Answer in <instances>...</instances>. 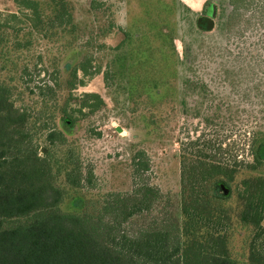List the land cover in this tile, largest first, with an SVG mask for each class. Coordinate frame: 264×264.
<instances>
[{
  "label": "rangeland",
  "instance_id": "rangeland-1",
  "mask_svg": "<svg viewBox=\"0 0 264 264\" xmlns=\"http://www.w3.org/2000/svg\"><path fill=\"white\" fill-rule=\"evenodd\" d=\"M19 1L0 0V84L15 109L41 119L31 133L39 156L55 158L66 148L46 140L54 128L73 147L83 175L91 173L81 188H64L60 210L94 212L104 196L147 185L178 216L180 155L202 139L209 156L243 163L233 195L220 206L230 217L229 255L249 264L252 230L238 220L237 194L244 180L264 177V165L249 168L247 146L253 133L264 138V0H241L236 11L227 0H106L101 10L90 0H29L38 5L37 26ZM58 6L67 7L74 31L52 23ZM111 21L114 28L103 34ZM84 61L92 74L78 70L82 83L69 90L72 69ZM187 79L201 85H185ZM86 94L101 101L93 113L83 107ZM64 109L72 126L61 120ZM137 152L146 170L135 168Z\"/></svg>",
  "mask_w": 264,
  "mask_h": 264
},
{
  "label": "trees",
  "instance_id": "trees-1",
  "mask_svg": "<svg viewBox=\"0 0 264 264\" xmlns=\"http://www.w3.org/2000/svg\"><path fill=\"white\" fill-rule=\"evenodd\" d=\"M239 1L227 0L235 11ZM105 2L90 0V8L104 9ZM19 5L30 11L33 26L40 24L36 2L20 0ZM65 8L58 6L51 21L57 27L69 25L67 31L71 32L72 16ZM222 23L219 16L218 25ZM114 26L109 22L103 34ZM86 61L72 69L69 90L82 83L77 79L78 70L84 76L92 74L84 66ZM199 84L185 81L189 86ZM6 88L0 84V264H237L228 250L230 217L220 206L233 195L232 178L243 164L236 156L216 159L206 153L205 141L191 142L193 153L180 155L178 216L165 211L160 192L147 185L130 194L104 196L94 212H62L59 205L66 195L64 188H81L91 173L83 175L73 147L54 128L49 129L46 140L66 148L55 158L39 156L31 145V133L41 119L15 109ZM83 98V107L90 112L99 109L97 95ZM212 111L221 112L216 105ZM61 120L71 126L75 123L65 109ZM205 123L211 124L208 119ZM247 146L253 162L249 168L264 165V138L253 133ZM141 154L135 153L132 161L137 170H146V164L140 163ZM220 186L228 191L226 195L222 190L215 193ZM241 187L238 220L252 230L248 262L264 264V177L246 179Z\"/></svg>",
  "mask_w": 264,
  "mask_h": 264
},
{
  "label": "water",
  "instance_id": "water-1",
  "mask_svg": "<svg viewBox=\"0 0 264 264\" xmlns=\"http://www.w3.org/2000/svg\"><path fill=\"white\" fill-rule=\"evenodd\" d=\"M210 26V25H209ZM42 152H44V149L42 150ZM220 189L223 191V193L226 195L228 193V191L223 187L220 186Z\"/></svg>",
  "mask_w": 264,
  "mask_h": 264
},
{
  "label": "bare ground",
  "instance_id": "bare-ground-1",
  "mask_svg": "<svg viewBox=\"0 0 264 264\" xmlns=\"http://www.w3.org/2000/svg\"><path fill=\"white\" fill-rule=\"evenodd\" d=\"M199 3H200V2H199ZM199 3H198V4H199ZM191 6H192V5H191ZM194 6H195V5H194Z\"/></svg>",
  "mask_w": 264,
  "mask_h": 264
}]
</instances>
